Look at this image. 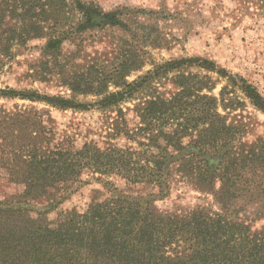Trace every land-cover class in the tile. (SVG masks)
<instances>
[{"label": "trees", "instance_id": "16d2710c", "mask_svg": "<svg viewBox=\"0 0 264 264\" xmlns=\"http://www.w3.org/2000/svg\"><path fill=\"white\" fill-rule=\"evenodd\" d=\"M238 1L264 16V0ZM98 9L84 0H0V72L41 40L45 68L31 77L51 81L48 58L59 62L63 43L79 42ZM118 60L113 70L97 63L83 72L62 68L57 81L71 91L68 97L0 89V98L31 103L0 107V177L23 186L0 200V264H264V223L257 226L264 222V137L245 142L248 126L232 115L234 100L224 91L214 95L208 77L185 72L225 70L208 59L182 58L153 64L129 82L144 61L126 54ZM167 83L172 89L159 91ZM244 92L264 113L257 90L246 84ZM90 95L94 102L78 101ZM36 104L103 110L110 113L112 139L136 146H78L71 137L58 138L50 110ZM86 170L116 176L137 195L123 190L103 202L93 199L84 212L60 210L59 199ZM172 183L212 197L213 205L161 210L156 203L169 196Z\"/></svg>", "mask_w": 264, "mask_h": 264}, {"label": "rangeland", "instance_id": "374dc122", "mask_svg": "<svg viewBox=\"0 0 264 264\" xmlns=\"http://www.w3.org/2000/svg\"><path fill=\"white\" fill-rule=\"evenodd\" d=\"M84 1L97 4L96 23L83 26V37L79 42L67 40L63 43L64 56L59 62L48 58L51 61L48 72L53 73L52 77L49 76L51 81L42 82L31 77L45 68L43 63L47 60L41 52L43 41L35 40L18 53L15 61L4 72H0V89H35L42 94L68 97L71 91L60 86L57 81L62 68L68 69V72H83L97 63V69L101 65L113 70V65L122 60H118L120 54H126L131 59L139 56L145 65L127 77L132 82L152 70L153 64L182 58L208 59L218 69L225 70V74L197 67L185 72L208 77L214 86V95L220 97L224 91L227 99L234 100L230 104L236 109L232 115H241V124L248 126V133L243 137L245 142L252 143L264 137V113L257 110L244 92L246 84L252 85L264 100V16L254 14V9L246 12L238 0ZM158 88L163 92L172 89V86L167 83ZM110 89L115 90L114 87ZM95 100L91 95L78 98L79 102L85 104ZM133 103L125 106L132 107ZM16 106L24 108L31 106V103L0 98V107L15 110ZM34 106L40 110H50L57 137H71L78 146L93 143L106 148L110 142L119 146H136L125 137L112 139L106 122L110 113L103 110H62L44 104ZM220 111L225 114L222 109ZM128 119L131 120V126L137 122L131 114ZM215 163L218 161L215 160ZM123 190H129V194L134 195L138 192L137 188L132 190L135 192L130 191L126 182L116 176L106 177L86 170L68 190L65 198L59 199L62 202L59 209L84 212L93 199L103 202ZM22 191L23 186L0 177V200ZM156 204L163 211H175L191 209L198 204L213 205V200L212 197L194 192L183 183H172L169 196L159 198ZM37 205L41 208L40 204ZM247 212L250 216V211ZM55 218L56 212L51 215V219ZM263 223L259 221L257 226Z\"/></svg>", "mask_w": 264, "mask_h": 264}]
</instances>
